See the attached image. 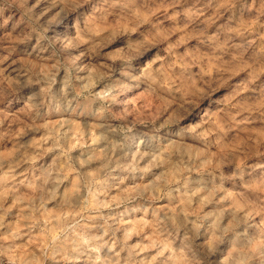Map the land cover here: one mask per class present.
<instances>
[{
	"label": "rangeland",
	"instance_id": "obj_1",
	"mask_svg": "<svg viewBox=\"0 0 264 264\" xmlns=\"http://www.w3.org/2000/svg\"><path fill=\"white\" fill-rule=\"evenodd\" d=\"M177 12L202 13L211 28L239 26L234 39L257 48L264 35L252 0H0V264H197L189 248L205 243L227 254L203 238L186 242L169 223L192 210L178 157L199 146L183 135L147 143L133 133L145 120L175 127L189 113L190 128L218 120L242 73L212 88L185 78L179 103L126 95L114 82L128 30L156 20L174 31L183 25L165 17ZM217 68L209 62L207 71Z\"/></svg>",
	"mask_w": 264,
	"mask_h": 264
},
{
	"label": "clouds",
	"instance_id": "obj_2",
	"mask_svg": "<svg viewBox=\"0 0 264 264\" xmlns=\"http://www.w3.org/2000/svg\"><path fill=\"white\" fill-rule=\"evenodd\" d=\"M112 2L124 4V0ZM244 6H248V0H244ZM252 9L264 16V0H252ZM127 14L135 23L131 9ZM200 15L177 12L165 17L183 25L174 31L167 23L140 20L144 24L142 30L129 29L122 37L127 60L118 66L114 82H118L126 95L147 91L157 103L165 97L179 103L176 90H182L185 78H194L212 88L225 78L242 73L245 83L239 85L237 81L230 85L235 95L229 107L218 114V120L190 128L192 113H189L177 126L166 129L155 120H145V126L136 128L133 136L136 140L156 143L183 135L189 144L199 146L178 157L185 165L181 176L188 193L185 203L192 210L169 223L177 230H184L186 242L195 245L203 238L212 241L216 249L222 245L227 254L220 251L216 255L206 243L199 251L189 248L198 257L197 264L202 261L203 264H264V80L259 79L264 73V35L258 37L257 48L246 40L234 39L241 34L239 26L211 28L210 20H201ZM161 32L165 33L163 38ZM165 45L168 55L161 60L159 54ZM182 45L186 50L180 52ZM153 55L155 60L149 63ZM209 62L218 65L212 74L207 71ZM117 95L115 89L105 93L113 103ZM124 99L121 96L119 102L123 103ZM166 115L164 112L162 119ZM192 173L197 175L193 178ZM208 206L212 210L205 212Z\"/></svg>",
	"mask_w": 264,
	"mask_h": 264
}]
</instances>
